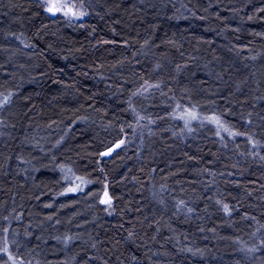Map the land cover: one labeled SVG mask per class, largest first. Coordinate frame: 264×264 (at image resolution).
Segmentation results:
<instances>
[{
  "label": "trees",
  "instance_id": "trees-1",
  "mask_svg": "<svg viewBox=\"0 0 264 264\" xmlns=\"http://www.w3.org/2000/svg\"><path fill=\"white\" fill-rule=\"evenodd\" d=\"M70 2L0 0V264H264V0Z\"/></svg>",
  "mask_w": 264,
  "mask_h": 264
},
{
  "label": "rangeland",
  "instance_id": "rangeland-1",
  "mask_svg": "<svg viewBox=\"0 0 264 264\" xmlns=\"http://www.w3.org/2000/svg\"><path fill=\"white\" fill-rule=\"evenodd\" d=\"M42 1L44 2L47 9L53 4L60 5L61 7L59 11L55 13L53 12L50 13L61 14L69 20H80L84 15L83 10L80 7L74 8L70 0H42ZM184 117L186 119V115Z\"/></svg>",
  "mask_w": 264,
  "mask_h": 264
},
{
  "label": "snow or ice",
  "instance_id": "snow-or-ice-1",
  "mask_svg": "<svg viewBox=\"0 0 264 264\" xmlns=\"http://www.w3.org/2000/svg\"><path fill=\"white\" fill-rule=\"evenodd\" d=\"M60 5H57V4H53V5H51L47 10L49 11V12H53V13H55V12H57V11H59L60 10Z\"/></svg>",
  "mask_w": 264,
  "mask_h": 264
},
{
  "label": "water",
  "instance_id": "water-1",
  "mask_svg": "<svg viewBox=\"0 0 264 264\" xmlns=\"http://www.w3.org/2000/svg\"><path fill=\"white\" fill-rule=\"evenodd\" d=\"M113 153H114V150H110V151H107V152L103 153L102 156L105 159H108ZM106 203H108V201H106Z\"/></svg>",
  "mask_w": 264,
  "mask_h": 264
}]
</instances>
